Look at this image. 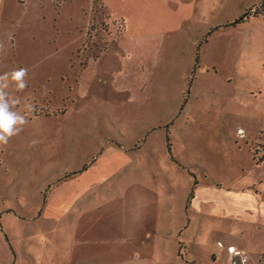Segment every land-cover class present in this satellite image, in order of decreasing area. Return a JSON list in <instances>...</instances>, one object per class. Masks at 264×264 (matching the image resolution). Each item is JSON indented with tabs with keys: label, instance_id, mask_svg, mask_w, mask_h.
<instances>
[{
	"label": "rangeland",
	"instance_id": "374dc122",
	"mask_svg": "<svg viewBox=\"0 0 264 264\" xmlns=\"http://www.w3.org/2000/svg\"><path fill=\"white\" fill-rule=\"evenodd\" d=\"M91 2L0 0V76L28 69L25 89L10 78L5 89L27 123L0 145V264H18V249L40 246L36 234L25 239L18 215H32L36 205L40 213L48 190L117 167L132 169L154 200L191 220L164 241L150 230L146 264H180L178 241L192 264H264V0L170 1L188 12L160 32L155 64L133 101L110 77L99 80L97 66L79 72L124 30L119 0H108V10L94 0L87 12ZM107 51L104 62L125 47L116 42ZM81 172L87 175L76 183ZM115 182L104 178L97 191L125 183ZM234 198L259 202L255 219L226 213L224 202ZM159 219L146 229L157 224L164 234L171 222ZM31 226L47 248L60 223ZM240 243L245 252L235 250ZM233 253L244 259L231 261Z\"/></svg>",
	"mask_w": 264,
	"mask_h": 264
},
{
	"label": "crops",
	"instance_id": "0c3cea01",
	"mask_svg": "<svg viewBox=\"0 0 264 264\" xmlns=\"http://www.w3.org/2000/svg\"><path fill=\"white\" fill-rule=\"evenodd\" d=\"M102 1L108 10V0ZM119 1L125 6V11L118 17L124 22L122 35L111 41L99 55L90 59L79 72L84 74L91 65L97 66L99 71L96 75L99 80L110 77L114 90L127 94L129 100L133 101L136 95L135 85L148 77L151 66L155 64L157 48L162 38L160 32L177 26L183 17H186L184 15L188 12V6L182 3L179 10L175 9L173 5H169L172 0ZM92 2L87 12L90 11ZM116 42L123 45L125 51L117 54L115 60L104 62L107 49ZM79 78L80 76L75 81L76 90L79 89ZM122 170L123 168L117 167L106 176L97 175L84 184L73 185L72 188L69 187L72 180L63 181L65 185L63 188L57 186L47 191L45 202L48 203L41 208L40 213H37L39 206L36 205L32 215H18L25 239L30 238V234L40 237L38 241L40 246L37 250L32 246V250L23 248V253H19L18 249V264H146L142 260L145 254L143 247L146 244L144 237H150V230L155 236L163 235L164 241L171 232L183 234L189 228L191 220L187 219L182 211L177 213L176 210H172V204L163 205L160 203L164 201L154 200L151 190L134 178L136 174L131 171L132 169L128 168L127 172ZM83 172L75 175L76 183H80L87 175ZM113 177L115 183L119 184L122 181L125 183L117 185L112 193L102 194V190L97 191L96 187L102 184L104 178ZM249 200L234 198L225 201L222 207L232 216L255 219V210L258 209L259 202ZM260 202L263 203L261 200ZM166 208L169 209L168 212ZM65 215L69 217L63 219ZM167 217L172 224H169L164 234L156 222L157 229H146L149 221L160 218L162 222ZM40 219L49 220L56 225L60 223V226L54 227L57 235L53 244L47 248H44L43 232H36L37 229L31 226V223H37ZM244 238L243 236L237 239ZM34 242L32 240V243ZM182 244L183 241H178L176 257L179 263H195L188 258L184 260L179 246ZM246 245L240 243L239 248L235 250L245 252ZM228 246L230 250L234 244ZM23 254L25 256L22 257ZM229 259L231 261L237 259L239 262L244 258L233 253ZM2 262L6 264L5 259Z\"/></svg>",
	"mask_w": 264,
	"mask_h": 264
},
{
	"label": "clouds",
	"instance_id": "9594fccd",
	"mask_svg": "<svg viewBox=\"0 0 264 264\" xmlns=\"http://www.w3.org/2000/svg\"><path fill=\"white\" fill-rule=\"evenodd\" d=\"M27 75L28 69L21 67L0 76V145H6L9 139L18 135L27 123L24 115L12 110V107L19 101L9 97L5 92L9 78L15 82L17 90L25 89L27 87V80L25 79ZM241 132L242 130H238V135Z\"/></svg>",
	"mask_w": 264,
	"mask_h": 264
},
{
	"label": "trees",
	"instance_id": "16d2710c",
	"mask_svg": "<svg viewBox=\"0 0 264 264\" xmlns=\"http://www.w3.org/2000/svg\"><path fill=\"white\" fill-rule=\"evenodd\" d=\"M262 159H264V152H263V154L261 155V160H262Z\"/></svg>",
	"mask_w": 264,
	"mask_h": 264
}]
</instances>
